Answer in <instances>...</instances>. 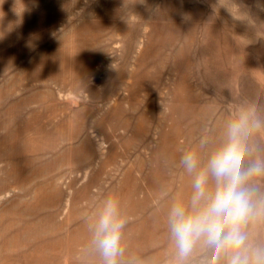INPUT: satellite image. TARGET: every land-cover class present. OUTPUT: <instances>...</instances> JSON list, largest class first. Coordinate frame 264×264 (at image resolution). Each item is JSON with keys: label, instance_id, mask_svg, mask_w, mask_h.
Here are the masks:
<instances>
[{"label": "rangeland", "instance_id": "obj_1", "mask_svg": "<svg viewBox=\"0 0 264 264\" xmlns=\"http://www.w3.org/2000/svg\"><path fill=\"white\" fill-rule=\"evenodd\" d=\"M251 100L264 105V0H0V264H100L108 195L130 217L124 264H175L182 155L203 167Z\"/></svg>", "mask_w": 264, "mask_h": 264}, {"label": "clouds", "instance_id": "obj_2", "mask_svg": "<svg viewBox=\"0 0 264 264\" xmlns=\"http://www.w3.org/2000/svg\"><path fill=\"white\" fill-rule=\"evenodd\" d=\"M261 133L264 105L251 100L236 107L223 141L203 167L196 152L183 153L181 163L194 177L187 203L174 201L167 213L175 264H189L197 246L207 253L200 264H264V240H252L249 232L250 226H264V149L253 143ZM205 143L201 140L202 147ZM129 222L119 199L106 196L92 226L91 245L100 264H124L122 240Z\"/></svg>", "mask_w": 264, "mask_h": 264}]
</instances>
